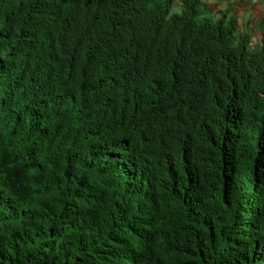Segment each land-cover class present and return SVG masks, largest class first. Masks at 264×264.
<instances>
[{
	"label": "trees",
	"instance_id": "16d2710c",
	"mask_svg": "<svg viewBox=\"0 0 264 264\" xmlns=\"http://www.w3.org/2000/svg\"><path fill=\"white\" fill-rule=\"evenodd\" d=\"M257 29L203 0H0V264H264Z\"/></svg>",
	"mask_w": 264,
	"mask_h": 264
},
{
	"label": "rangeland",
	"instance_id": "374dc122",
	"mask_svg": "<svg viewBox=\"0 0 264 264\" xmlns=\"http://www.w3.org/2000/svg\"><path fill=\"white\" fill-rule=\"evenodd\" d=\"M205 0L206 6L215 13L219 11V9H223V11H226V7L230 3V6L233 8V10L230 12V14H235L236 18L239 21V26L247 27L248 31L251 33L252 41H256L257 37L256 35L259 34L258 32V23L259 20L255 18L260 13V9L264 10V4L263 0H257V5L252 6V2H249L247 4L246 1L251 0ZM234 4V5H232ZM176 6V4H175ZM236 6L238 8H236ZM221 7V8H220Z\"/></svg>",
	"mask_w": 264,
	"mask_h": 264
},
{
	"label": "clouds",
	"instance_id": "9594fccd",
	"mask_svg": "<svg viewBox=\"0 0 264 264\" xmlns=\"http://www.w3.org/2000/svg\"><path fill=\"white\" fill-rule=\"evenodd\" d=\"M204 1V4H205V0H203ZM239 1V0H238ZM243 1H246V0H243ZM235 2H237L236 0H235ZM247 2V4L249 3V2H252V6H256L257 5V0H251V1H246ZM263 4H264V0H263ZM232 5H234V4H232ZM221 8V7H220ZM236 8H238L237 6H236ZM260 9V13H259V15L256 17L255 16V18L256 19H258L259 20V23H260V19H263V17H264V10H262L261 8H259ZM233 10V8L230 6V3L228 4V6L226 7V11H223V9H219V11L218 12H214V11H212V10H210L209 9V11L211 12V14H217V15H222L223 13H226L227 12V14L229 15V16H234V17H236L235 16V14H230V12ZM236 20L238 21V19L236 18ZM259 23H258V25H259ZM241 26V25H240ZM239 26V21H238V27H240ZM245 27V26H244ZM247 28V27H246Z\"/></svg>",
	"mask_w": 264,
	"mask_h": 264
}]
</instances>
